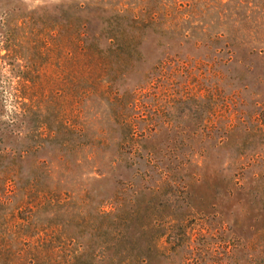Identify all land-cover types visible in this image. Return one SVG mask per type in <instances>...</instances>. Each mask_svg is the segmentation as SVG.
I'll list each match as a JSON object with an SVG mask.
<instances>
[{"label":"rangeland","instance_id":"rangeland-1","mask_svg":"<svg viewBox=\"0 0 264 264\" xmlns=\"http://www.w3.org/2000/svg\"><path fill=\"white\" fill-rule=\"evenodd\" d=\"M118 8L146 20L130 86L159 65L138 110L152 130L133 165L113 148L92 163L74 155L65 188L143 213L127 229L130 264H264V0H0V114L23 78L47 91L62 81L58 94L77 101L60 25L97 30ZM95 104L88 116L102 120ZM17 132L0 129V149L31 144ZM48 148L23 169L58 167Z\"/></svg>","mask_w":264,"mask_h":264},{"label":"trees","instance_id":"trees-1","mask_svg":"<svg viewBox=\"0 0 264 264\" xmlns=\"http://www.w3.org/2000/svg\"><path fill=\"white\" fill-rule=\"evenodd\" d=\"M65 20L60 26L70 95L78 100L58 94L62 81L47 91L42 81L23 78L13 88L12 107L0 114V129L16 130L31 143L18 151L0 149V264L131 263L127 229L143 213L120 203L106 210L96 193L85 188L73 194L65 183L74 155L82 153L92 163L113 148L132 155L131 165L141 157L137 137L150 133L152 120L138 118V110L147 107L140 100L150 93L153 74L161 75L159 65L146 81L130 86L142 58L146 20L128 9L101 19L97 30L86 19ZM95 100L101 102L102 120L88 116ZM45 148L57 153L58 167L48 158L23 169V162Z\"/></svg>","mask_w":264,"mask_h":264}]
</instances>
